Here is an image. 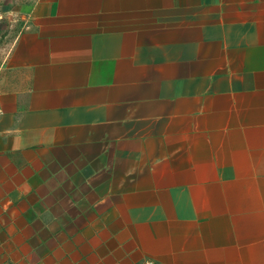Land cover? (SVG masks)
I'll list each match as a JSON object with an SVG mask.
<instances>
[{
    "label": "crops",
    "instance_id": "obj_1",
    "mask_svg": "<svg viewBox=\"0 0 264 264\" xmlns=\"http://www.w3.org/2000/svg\"><path fill=\"white\" fill-rule=\"evenodd\" d=\"M25 11L0 264H264V0Z\"/></svg>",
    "mask_w": 264,
    "mask_h": 264
},
{
    "label": "rangeland",
    "instance_id": "obj_2",
    "mask_svg": "<svg viewBox=\"0 0 264 264\" xmlns=\"http://www.w3.org/2000/svg\"><path fill=\"white\" fill-rule=\"evenodd\" d=\"M33 0H0V93L16 86L19 70L8 63V54L16 37L28 25L25 6Z\"/></svg>",
    "mask_w": 264,
    "mask_h": 264
}]
</instances>
